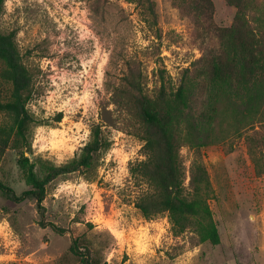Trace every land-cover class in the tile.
Returning a JSON list of instances; mask_svg holds the SVG:
<instances>
[{
  "label": "rangeland",
  "instance_id": "1",
  "mask_svg": "<svg viewBox=\"0 0 264 264\" xmlns=\"http://www.w3.org/2000/svg\"><path fill=\"white\" fill-rule=\"evenodd\" d=\"M0 31L14 33L33 75L34 119L29 147L1 155L0 181L18 194L28 188L22 150L42 174L44 163L73 158L92 126L109 141L90 167L46 185L44 221L64 234L39 225L35 199L0 194V264H81L68 251L73 237L100 247L107 264H264V175L256 173L264 163V83L246 91L248 77L232 59L243 54L248 31L264 32V0H246L242 17L227 0H4ZM185 73L194 81L176 122L185 183L198 151L218 244L189 230L174 235L166 214L145 219L134 206L144 185L129 165L143 155L126 79L139 76L153 98L162 84L175 91ZM9 86L0 77V100Z\"/></svg>",
  "mask_w": 264,
  "mask_h": 264
},
{
  "label": "trees",
  "instance_id": "2",
  "mask_svg": "<svg viewBox=\"0 0 264 264\" xmlns=\"http://www.w3.org/2000/svg\"><path fill=\"white\" fill-rule=\"evenodd\" d=\"M3 1L0 0V13ZM227 1L237 7V16L242 17L246 0ZM149 7L151 10V5ZM239 44L243 54L235 53L236 57L232 56V59L235 58L239 65V74L248 77L245 90L251 92L256 84L264 83V32L257 35L248 31L245 43L239 40ZM0 64V77L10 85L7 99L0 100V112L8 117V120L0 123L1 157L8 147H29L28 131L34 120L27 108L32 96L33 75L21 60L13 32L0 31ZM211 73L218 75V65L212 68ZM126 85L140 122L143 155L142 159L129 165L133 181L144 185L134 206L145 219L166 214L174 235L189 230L200 242L218 244L219 232L207 202L211 190L208 171L197 151L190 162L188 182L185 183L186 171L176 133V122L188 106V93L192 90L194 81L185 73L175 91H167L162 84L153 98L143 92L139 76L131 74L126 79ZM108 147L109 141L103 136L100 125L92 126L89 139L73 158L59 165L44 163L42 174L37 172L34 163L22 150L17 163L28 188L18 194L0 181V194L16 203L29 198L35 199L40 216L39 225H50L54 232L64 234L69 231L67 228L44 221L42 201L46 185L60 175L90 167L96 154ZM256 167V173L264 175V163ZM68 251L81 264H107L99 255L100 247H94L85 237H73Z\"/></svg>",
  "mask_w": 264,
  "mask_h": 264
}]
</instances>
